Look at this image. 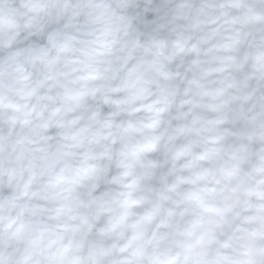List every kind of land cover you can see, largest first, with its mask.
Here are the masks:
<instances>
[{
  "label": "clouds",
  "instance_id": "clouds-1",
  "mask_svg": "<svg viewBox=\"0 0 264 264\" xmlns=\"http://www.w3.org/2000/svg\"><path fill=\"white\" fill-rule=\"evenodd\" d=\"M0 264H264V0H0Z\"/></svg>",
  "mask_w": 264,
  "mask_h": 264
}]
</instances>
